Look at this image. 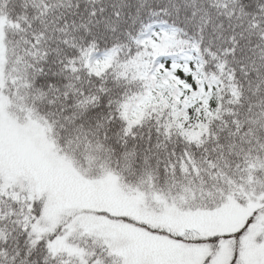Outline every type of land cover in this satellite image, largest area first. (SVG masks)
Listing matches in <instances>:
<instances>
[{"label": "snow or ice", "instance_id": "1", "mask_svg": "<svg viewBox=\"0 0 264 264\" xmlns=\"http://www.w3.org/2000/svg\"><path fill=\"white\" fill-rule=\"evenodd\" d=\"M0 264H264V0H0Z\"/></svg>", "mask_w": 264, "mask_h": 264}]
</instances>
